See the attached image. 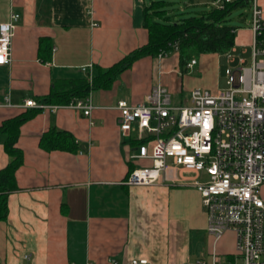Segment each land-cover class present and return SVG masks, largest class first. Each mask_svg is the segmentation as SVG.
I'll return each mask as SVG.
<instances>
[{
    "label": "crops",
    "instance_id": "obj_1",
    "mask_svg": "<svg viewBox=\"0 0 264 264\" xmlns=\"http://www.w3.org/2000/svg\"><path fill=\"white\" fill-rule=\"evenodd\" d=\"M152 1L0 0V23L8 21L11 11L21 16L12 60L0 66V127L7 119L35 112L21 125L16 142L23 163L0 221V264H108L109 258L120 264L132 259L182 264L210 260L214 249L222 261L234 256L235 234L227 231L213 240L194 186L164 180L126 183L133 168L151 161L130 159L139 133L121 134L115 107L119 100L143 103L157 83L168 89L172 103L179 102L172 75L180 74V67L170 57L144 56L110 86L91 90L95 109L90 117L68 107L43 111L23 106L28 99L45 103L55 84L89 73L93 77L98 68L108 69L146 45L145 9ZM258 4L264 10V0ZM251 40L249 28L238 30L234 46L249 53ZM62 88L56 90L59 95L72 96L70 87ZM48 131L69 134L74 148L46 147ZM6 138L0 131V170L10 161ZM178 174L186 180L205 178L180 169ZM260 196L264 200V184ZM184 209L200 216L198 221L188 223Z\"/></svg>",
    "mask_w": 264,
    "mask_h": 264
},
{
    "label": "built area",
    "instance_id": "obj_2",
    "mask_svg": "<svg viewBox=\"0 0 264 264\" xmlns=\"http://www.w3.org/2000/svg\"><path fill=\"white\" fill-rule=\"evenodd\" d=\"M250 7L249 59L243 57L247 49L238 51L235 46L223 54L228 64L226 88L216 93L196 88L188 104L175 105L167 89L157 83L143 103L119 100L115 107L121 134L129 136L137 129L139 140H144L130 159L151 161L133 168L126 183L151 185L164 180L192 185L201 195L207 231L215 242L227 231L235 234L232 259L222 261L214 249L210 260L197 258L182 264H264V200L260 196L264 184V10L258 0H251ZM20 17L11 11L8 21L0 23V66L12 60ZM166 56L160 53L158 59ZM196 63L193 58L187 67ZM88 78L91 82V73ZM23 106L43 111L68 107L89 117L95 109L91 95L66 105L28 99ZM179 169L205 178L186 180ZM108 264L120 263L109 258ZM130 264H148V260L132 259Z\"/></svg>",
    "mask_w": 264,
    "mask_h": 264
},
{
    "label": "trees",
    "instance_id": "obj_3",
    "mask_svg": "<svg viewBox=\"0 0 264 264\" xmlns=\"http://www.w3.org/2000/svg\"><path fill=\"white\" fill-rule=\"evenodd\" d=\"M240 6H251V0H223L200 16L175 19L174 15H167L165 0L152 1L145 9V27L148 30L146 45L135 49L108 69L98 68L91 82L86 77L55 84L52 94L44 102L51 105H66L74 98H85L93 89L110 86L117 75L144 56L157 57L160 53L168 55L178 51L181 68H186L193 57L201 54H224L235 45L237 31L235 27L225 22L232 10ZM64 86L70 87L68 91L72 96L58 94L59 91L56 90L63 89ZM34 114L35 112H27L7 119L0 127V131L7 134L4 147L10 156L8 165L0 170V221L6 218L8 195L17 189L15 173L23 163V153L16 146L19 130ZM44 139H49L44 143L48 148L70 150L74 148L72 136L65 132L48 131ZM137 141L136 145L144 142Z\"/></svg>",
    "mask_w": 264,
    "mask_h": 264
},
{
    "label": "rangeland",
    "instance_id": "obj_4",
    "mask_svg": "<svg viewBox=\"0 0 264 264\" xmlns=\"http://www.w3.org/2000/svg\"><path fill=\"white\" fill-rule=\"evenodd\" d=\"M167 2V9L169 13L174 15L175 19L180 17L189 16H200L202 13L208 11L213 7L211 4L212 0H165ZM194 3V4H193ZM251 7H237L232 10L228 15L226 24L233 26L236 30L240 31L242 29L249 28V22L251 18ZM249 51L251 48L249 47ZM178 51L169 53L167 57L173 60V63L177 64L176 67H180V74H173L174 87L179 91L177 96V101L173 102L175 105H184L190 102L191 92L196 88H201L203 90H208L211 93H216L220 88H226V69L228 64L224 56H217L214 54H201L197 57H193L198 60V63L192 68H181ZM243 57L249 59V53L243 55ZM219 61V62H218ZM183 69V70H182ZM189 69V70H188ZM165 87V86H164ZM166 88V87H165ZM167 89V88H166ZM168 91V89H167ZM169 92V91H168ZM170 94V92H169ZM173 96V101H176V97ZM181 96V97H180ZM182 104H180V101ZM174 186V184L169 183ZM177 186V185H176ZM192 212H187L185 209L182 212V216H186L185 220L188 223L197 222L199 217L197 215L191 214ZM190 234V233H189ZM214 240V238H213ZM200 243V241H199ZM186 248H191V244L185 242Z\"/></svg>",
    "mask_w": 264,
    "mask_h": 264
}]
</instances>
